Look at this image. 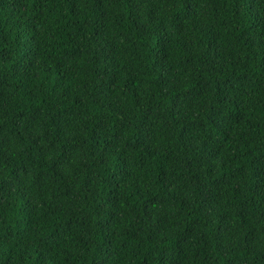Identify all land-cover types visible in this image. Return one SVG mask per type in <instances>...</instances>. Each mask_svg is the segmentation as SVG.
Here are the masks:
<instances>
[{
	"label": "trees",
	"instance_id": "16d2710c",
	"mask_svg": "<svg viewBox=\"0 0 264 264\" xmlns=\"http://www.w3.org/2000/svg\"><path fill=\"white\" fill-rule=\"evenodd\" d=\"M0 264H264V0H0Z\"/></svg>",
	"mask_w": 264,
	"mask_h": 264
}]
</instances>
